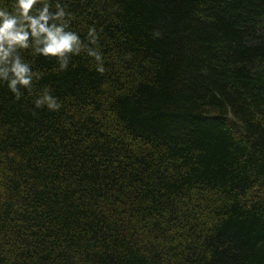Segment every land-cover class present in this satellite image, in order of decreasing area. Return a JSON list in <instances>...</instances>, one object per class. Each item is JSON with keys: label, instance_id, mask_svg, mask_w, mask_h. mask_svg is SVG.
<instances>
[{"label": "trees", "instance_id": "16d2710c", "mask_svg": "<svg viewBox=\"0 0 264 264\" xmlns=\"http://www.w3.org/2000/svg\"><path fill=\"white\" fill-rule=\"evenodd\" d=\"M58 2L105 71L0 81V264H264V0Z\"/></svg>", "mask_w": 264, "mask_h": 264}, {"label": "clouds", "instance_id": "9594fccd", "mask_svg": "<svg viewBox=\"0 0 264 264\" xmlns=\"http://www.w3.org/2000/svg\"><path fill=\"white\" fill-rule=\"evenodd\" d=\"M38 4L41 6L36 7ZM72 19L66 5L58 0L54 5L49 0H14L11 9L0 7V81L7 84L16 99L21 97V89L31 92L33 81L43 75L32 70L21 55L23 50H30L33 56L55 58L59 71L67 70L71 57L83 52L95 61L97 72L105 71L97 47V29L89 27L85 43L76 32L69 30ZM34 105L50 111L61 107L48 88L39 92Z\"/></svg>", "mask_w": 264, "mask_h": 264}]
</instances>
